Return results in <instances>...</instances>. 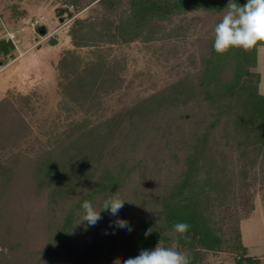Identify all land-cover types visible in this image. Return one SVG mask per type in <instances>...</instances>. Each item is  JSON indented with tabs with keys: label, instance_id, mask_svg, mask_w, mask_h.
<instances>
[{
	"label": "trees",
	"instance_id": "obj_1",
	"mask_svg": "<svg viewBox=\"0 0 264 264\" xmlns=\"http://www.w3.org/2000/svg\"><path fill=\"white\" fill-rule=\"evenodd\" d=\"M228 2L98 0L97 3L110 13L107 15L120 16L115 20L116 24L109 19L102 21L104 27L99 35L109 38L118 35L124 41H132L143 31L194 9L219 14L216 17L218 23ZM236 2L243 5L246 0ZM73 4H78V0H74ZM120 8L122 12L117 14ZM81 24L80 19L74 22L72 37L75 41L77 32L85 29ZM211 32L212 38L199 40L204 50L198 71L159 92L136 100L133 105L123 107L109 119L102 132L95 126L85 127L81 121L72 125L69 133L34 159L23 163L13 155L5 161L0 160L1 182L9 177L10 184L25 165L26 169H30L31 181L42 191L51 188L55 194H60L70 184L75 190L78 189L77 185L86 187L90 181L92 184L67 212L63 224L51 230L53 235H50L44 249L33 254L27 262L17 264H56L67 249L69 253L86 256L88 263L115 264L123 259L134 258L141 250H152L159 242L164 247H170L173 243L178 244V248L185 247L190 264H199L206 252L224 248L226 239L223 224L231 220L225 210L230 207L231 198H236L233 193L238 181H233L232 173L229 174L232 170L230 158L236 153V161L241 162L239 172L245 173L249 165L264 156V95L258 90L261 75L256 70L260 44L248 51L232 48L221 55L214 51V30ZM103 59L85 67L83 74L73 79L70 86L84 89L86 83H90L92 91L98 85L115 87L117 75L107 69L100 71L104 65ZM195 98L203 104L198 112H191L187 108L191 107ZM151 122L159 127H170L173 123L175 131L180 134L175 138L179 142L178 150L186 153L179 155L174 152L173 159L180 162V168L168 182H158L160 168L155 169L158 162L152 164L149 176L144 174L145 164L153 157L150 150L137 149L138 143L132 138L137 134L142 138L146 136L145 133L149 134L153 126ZM16 130V127L9 128V131L0 130V146L5 147L8 142L9 145L16 144L21 135ZM91 152L96 156L92 160ZM128 152L136 156L132 161L129 157L127 159ZM137 171L139 177L136 180L139 184H132ZM145 181H149V187L143 188ZM130 184L135 186L130 188ZM124 188H129L127 198H121L126 200L124 207L127 202L138 206L144 203L151 212L131 226L133 222L125 215V211L120 210L118 217L102 211L98 225L90 226L84 221L85 228L81 227L83 233L92 236L87 246H84L85 252L73 247L72 231L76 228L74 217L77 209H82L83 202H99L101 208L105 200L113 195L118 196ZM116 219L127 221L130 228L135 229V233L128 232L131 235L127 236L130 240L129 243L127 241L129 249L122 253L123 258L116 251L117 231L121 230L114 226ZM177 222L188 223L189 231L183 235L176 233L174 225ZM149 228H153V232L146 237L145 232ZM231 230L234 234V249L240 252L236 264H261L260 258L247 255L248 249L242 242L238 221ZM10 231L9 227V236ZM9 236L2 233L0 245L3 244L9 250L20 248L18 242L14 246L8 243ZM8 257L1 254L0 264H7Z\"/></svg>",
	"mask_w": 264,
	"mask_h": 264
},
{
	"label": "rangeland",
	"instance_id": "obj_2",
	"mask_svg": "<svg viewBox=\"0 0 264 264\" xmlns=\"http://www.w3.org/2000/svg\"><path fill=\"white\" fill-rule=\"evenodd\" d=\"M97 1L78 0V4H73L74 0H0V39L14 35L16 44L15 49L0 56V130L16 127L21 134L16 144L9 145L8 142L7 146H0V160L5 161L13 155L23 163L34 159L81 121L85 127L95 126L102 132L109 119L123 107L194 74L200 67L204 50L199 40L212 38L211 30H214L219 15L194 9L143 31L137 39L124 41L118 35L110 38L99 35L104 27L102 21L110 20L116 24L115 20L120 16L107 15L109 12ZM61 8H68L72 17L67 12L60 13ZM121 12L120 8L117 14ZM77 19L82 21L81 26L85 29L77 32L75 41L72 33ZM52 38L54 43H50ZM101 58H104V65L100 71L107 69L118 77L115 87L98 85L92 91L90 83H86L84 89L70 86L73 79L83 74L85 67L95 65ZM36 63L38 71L25 72ZM259 67L264 75V50L261 51V47ZM258 90L264 95L261 85ZM202 104L195 98L187 110L198 112ZM150 125H153L152 131L145 133V137L137 134L132 138L138 143L137 149L151 151L153 159H148L144 174L148 175L152 164L158 162L155 167L156 170L160 168L158 182H168L180 168V162L173 159L174 152L186 153L178 150L179 142L175 138L180 134L173 123L170 127H159L153 122ZM91 155V160L96 157L93 152ZM128 157L132 161L136 156L128 152ZM230 159L232 170L229 174L232 173L233 181H238L233 193L236 198H231V205L225 210L231 220L223 224L224 248L206 252L199 264H236L240 252L234 249L231 230L236 221L243 244L264 245V156L249 165L245 173L239 172L241 162L236 161V153ZM23 168L10 184L9 177L0 180V235L9 236L10 227L8 243L20 244V248L14 250L0 245V255L9 256L7 264L25 263L33 254L40 253L53 235L51 230L63 224L67 212L92 185L90 181L86 187L77 185L75 190L70 184L60 194H55L51 188L42 191L31 181L29 168L25 165ZM138 174V171L134 174L132 184H139ZM145 187H149V181H145ZM128 191L129 188H124L118 197L127 198ZM126 204L121 210L133 222L131 226L151 212L144 203L139 206ZM92 205L100 209L99 202ZM83 214V208L77 209L71 244L85 252L92 236L81 230V227L85 228L84 221L80 222ZM96 229L99 230L97 226ZM131 231L135 233V229ZM128 232L125 229L117 231L116 251L120 257L129 249L127 236L131 235ZM160 244L164 247L162 242ZM178 249L183 253L187 251L185 247ZM64 252L56 264H93L88 263L86 256L69 253L68 249Z\"/></svg>",
	"mask_w": 264,
	"mask_h": 264
},
{
	"label": "clouds",
	"instance_id": "obj_3",
	"mask_svg": "<svg viewBox=\"0 0 264 264\" xmlns=\"http://www.w3.org/2000/svg\"><path fill=\"white\" fill-rule=\"evenodd\" d=\"M258 44L264 45V0H246L243 5L236 0H229L222 19L214 28V51L221 55L232 48L248 51ZM125 202L126 200L113 195L97 210L89 201H84V214L80 222L87 221L88 225L95 226L102 219V211H108L110 215L118 217ZM114 226L132 230L128 222L122 219H117ZM189 229L190 225L186 222H177L174 225L175 232L182 235ZM152 232L153 228L147 229L145 236L151 235ZM178 247V244L162 247L159 242L154 249L141 250L134 258L123 259L115 264H190V257L178 251Z\"/></svg>",
	"mask_w": 264,
	"mask_h": 264
},
{
	"label": "crops",
	"instance_id": "obj_4",
	"mask_svg": "<svg viewBox=\"0 0 264 264\" xmlns=\"http://www.w3.org/2000/svg\"><path fill=\"white\" fill-rule=\"evenodd\" d=\"M261 47V51L264 50V45H260L258 47V63H257V70L261 75V79H260V83L259 85L262 86V88H264V75L263 72H261L260 67H259V49ZM244 241V240H243ZM244 245L247 247L248 249V254L249 256L252 257H258L261 259V264H264V245H260L258 243H253L251 245H246L244 243Z\"/></svg>",
	"mask_w": 264,
	"mask_h": 264
},
{
	"label": "water",
	"instance_id": "obj_5",
	"mask_svg": "<svg viewBox=\"0 0 264 264\" xmlns=\"http://www.w3.org/2000/svg\"><path fill=\"white\" fill-rule=\"evenodd\" d=\"M60 13L67 12L69 17H72V12L66 8V9H60ZM55 39H51L50 43H54ZM16 48V44L12 38H1L0 39V51H2L4 54H8L10 50H13Z\"/></svg>",
	"mask_w": 264,
	"mask_h": 264
},
{
	"label": "bare ground",
	"instance_id": "obj_6",
	"mask_svg": "<svg viewBox=\"0 0 264 264\" xmlns=\"http://www.w3.org/2000/svg\"><path fill=\"white\" fill-rule=\"evenodd\" d=\"M36 67H37V63L34 64V65H32L31 67L26 68L25 72L30 73V72L38 71L39 69H37ZM26 74H27V73H26Z\"/></svg>",
	"mask_w": 264,
	"mask_h": 264
},
{
	"label": "flooded vegetation",
	"instance_id": "obj_7",
	"mask_svg": "<svg viewBox=\"0 0 264 264\" xmlns=\"http://www.w3.org/2000/svg\"><path fill=\"white\" fill-rule=\"evenodd\" d=\"M1 55L4 56L5 54H4L2 51H0V56H1Z\"/></svg>",
	"mask_w": 264,
	"mask_h": 264
},
{
	"label": "built area",
	"instance_id": "obj_8",
	"mask_svg": "<svg viewBox=\"0 0 264 264\" xmlns=\"http://www.w3.org/2000/svg\"><path fill=\"white\" fill-rule=\"evenodd\" d=\"M9 38H12V39H14V35H10V36H9Z\"/></svg>",
	"mask_w": 264,
	"mask_h": 264
}]
</instances>
